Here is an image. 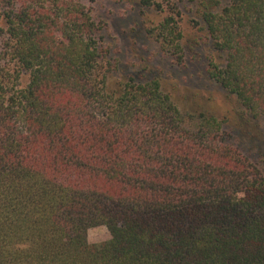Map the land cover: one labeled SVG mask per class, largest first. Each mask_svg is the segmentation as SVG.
Returning a JSON list of instances; mask_svg holds the SVG:
<instances>
[{
  "label": "trees",
  "instance_id": "trees-1",
  "mask_svg": "<svg viewBox=\"0 0 264 264\" xmlns=\"http://www.w3.org/2000/svg\"><path fill=\"white\" fill-rule=\"evenodd\" d=\"M84 1L0 0V264H264V133L255 160L158 78L112 84ZM182 2L139 0L166 13L146 33L177 65ZM201 18L210 77L264 129V0ZM98 226L111 239L90 243Z\"/></svg>",
  "mask_w": 264,
  "mask_h": 264
},
{
  "label": "rangeland",
  "instance_id": "rangeland-1",
  "mask_svg": "<svg viewBox=\"0 0 264 264\" xmlns=\"http://www.w3.org/2000/svg\"><path fill=\"white\" fill-rule=\"evenodd\" d=\"M228 0H184L182 29L185 63L177 65L160 45L150 38L146 30L160 23L166 13L144 9L139 0H85L94 19L102 26V37L118 64L112 77L117 80L135 76L139 79L158 78L162 90L169 94L182 112H204L224 119L237 137L245 139V152L257 160L256 150L261 145L262 125H250L243 119L239 100L227 93L209 75L210 59H217L211 48L201 10L206 6L215 10ZM28 82L27 75L23 85ZM111 239L107 227L88 230L90 243H103Z\"/></svg>",
  "mask_w": 264,
  "mask_h": 264
}]
</instances>
